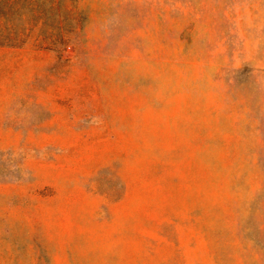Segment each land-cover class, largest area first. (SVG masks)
Segmentation results:
<instances>
[{
	"label": "rangeland",
	"instance_id": "obj_1",
	"mask_svg": "<svg viewBox=\"0 0 264 264\" xmlns=\"http://www.w3.org/2000/svg\"><path fill=\"white\" fill-rule=\"evenodd\" d=\"M21 5L0 264H264V0Z\"/></svg>",
	"mask_w": 264,
	"mask_h": 264
},
{
	"label": "trees",
	"instance_id": "obj_2",
	"mask_svg": "<svg viewBox=\"0 0 264 264\" xmlns=\"http://www.w3.org/2000/svg\"><path fill=\"white\" fill-rule=\"evenodd\" d=\"M4 1L5 0H0V15L4 18ZM33 2L37 5H40L44 0H22V5L21 7H24L26 4H29V2ZM50 3H55L58 2V0H49Z\"/></svg>",
	"mask_w": 264,
	"mask_h": 264
}]
</instances>
